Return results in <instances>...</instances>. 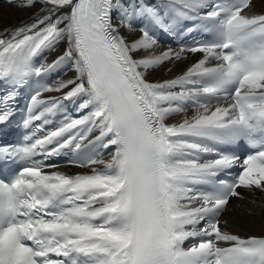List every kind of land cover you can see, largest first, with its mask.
Returning a JSON list of instances; mask_svg holds the SVG:
<instances>
[{"label":"snow or ice","instance_id":"obj_1","mask_svg":"<svg viewBox=\"0 0 264 264\" xmlns=\"http://www.w3.org/2000/svg\"><path fill=\"white\" fill-rule=\"evenodd\" d=\"M0 4L40 6L0 26V82L12 88L0 97V124L30 77L64 69L72 77L41 84L23 124H47L64 102L77 114L0 148L24 165L0 179V264H264V233L242 237L223 220L241 189L264 192V0L258 12L256 0ZM189 23L188 33L208 38L157 51L161 34ZM61 44L53 61L36 64ZM188 53L199 58L179 75L148 78ZM46 92L61 95L41 99ZM242 139L254 149L242 161L220 150ZM68 152L67 165L86 171L48 163ZM236 167L231 180L219 178Z\"/></svg>","mask_w":264,"mask_h":264},{"label":"bare ground","instance_id":"obj_2","mask_svg":"<svg viewBox=\"0 0 264 264\" xmlns=\"http://www.w3.org/2000/svg\"><path fill=\"white\" fill-rule=\"evenodd\" d=\"M256 9L255 11H260L261 9V0H256ZM39 4L35 8L30 9H20L16 7H10L6 4H0V26L3 25H15L21 21H28L32 17V14L38 12ZM116 21V14L114 17ZM123 32V30H122ZM123 34L128 39L135 38V34L130 35L127 32ZM64 45L61 44L59 48L55 49L52 53L54 57L60 55L63 51ZM167 47L160 45L157 51H163ZM175 50V49H174ZM198 56H193L192 54H187V59L177 61L171 64H165L159 71L153 72L149 75L150 80H164L171 79L172 77L179 75L184 71L189 65L195 62L198 59ZM171 69V71H165L166 69ZM73 73L67 70L63 77L60 79L71 78ZM191 115V112H189ZM181 117H173L168 122H177ZM243 193V199H233L229 205L228 211L223 214V220L227 222L225 228L226 231L238 234L242 237L248 235H260L264 233V214L260 212V208L264 206V192L256 190L254 192H249L241 189ZM254 209L256 211L255 215H247L246 209Z\"/></svg>","mask_w":264,"mask_h":264}]
</instances>
